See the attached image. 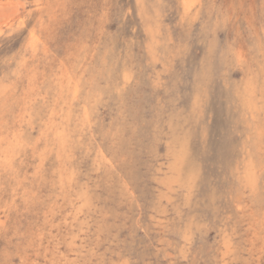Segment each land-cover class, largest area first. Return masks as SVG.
I'll use <instances>...</instances> for the list:
<instances>
[{
  "label": "rangeland",
  "instance_id": "obj_1",
  "mask_svg": "<svg viewBox=\"0 0 264 264\" xmlns=\"http://www.w3.org/2000/svg\"><path fill=\"white\" fill-rule=\"evenodd\" d=\"M0 264H264V0H0Z\"/></svg>",
  "mask_w": 264,
  "mask_h": 264
},
{
  "label": "bare ground",
  "instance_id": "obj_2",
  "mask_svg": "<svg viewBox=\"0 0 264 264\" xmlns=\"http://www.w3.org/2000/svg\"><path fill=\"white\" fill-rule=\"evenodd\" d=\"M190 3V2H189ZM100 4V3H99ZM188 4V3H187ZM190 5V4H189ZM51 9V8H50ZM85 11V10H84ZM57 13V12H56ZM52 14V13H51ZM50 14V15H51ZM59 14V13H58ZM254 16V15H253ZM70 17V16H69ZM104 24V23H103ZM229 26V25H228ZM31 44V43H30ZM139 49V48H138ZM126 58V57H125ZM138 68V67H137ZM58 80V79H57ZM50 87V86H49ZM39 91H40V89H39ZM37 95V94H36ZM35 95V96H36ZM35 98V97H34ZM36 101V100H35ZM48 103V102H47ZM34 104V103H33ZM43 106V105H42ZM27 114H29V116H30V113H27ZM30 118V117H29ZM26 119H28V118H26ZM30 121H31V119H30ZM32 125V124H31ZM15 138V137H14ZM5 148V147H4ZM6 152V151H5ZM21 220V219H20Z\"/></svg>",
  "mask_w": 264,
  "mask_h": 264
}]
</instances>
